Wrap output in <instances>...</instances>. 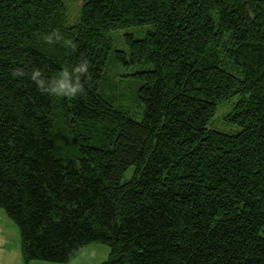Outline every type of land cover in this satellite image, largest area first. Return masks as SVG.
<instances>
[{
	"label": "trees",
	"instance_id": "trees-1",
	"mask_svg": "<svg viewBox=\"0 0 264 264\" xmlns=\"http://www.w3.org/2000/svg\"><path fill=\"white\" fill-rule=\"evenodd\" d=\"M66 17L63 0H0V210L24 264L92 244L104 264H264V0H82L79 22ZM144 26L116 58L147 69L114 83L109 34ZM85 59L83 96L31 78L47 88L66 69L73 83ZM233 96L241 131L210 129Z\"/></svg>",
	"mask_w": 264,
	"mask_h": 264
},
{
	"label": "rangeland",
	"instance_id": "rangeland-1",
	"mask_svg": "<svg viewBox=\"0 0 264 264\" xmlns=\"http://www.w3.org/2000/svg\"><path fill=\"white\" fill-rule=\"evenodd\" d=\"M66 11V24L74 25L79 22L80 11H81V4L82 0H63ZM153 30L152 26H144L138 28H128L124 29L123 31H114L109 34L110 40V59L108 61L106 74L110 75V79L114 81V83H118L119 81L124 82H132L134 81L133 75L137 72L147 69V67H137V66H126L124 65L121 60L117 59L116 57H121L122 54H126L125 58H127V46L125 44V37L131 36L135 40L143 39L146 34ZM230 72H233L229 69ZM234 73V72H233ZM235 74V73H234ZM121 84V85H122ZM109 89L103 93L104 96H107V92ZM239 100V96H233L228 100L220 103L215 112L214 116L211 118L209 122V128L217 131L219 133L235 135L241 131V128L230 122L231 116L233 114V107L236 102ZM134 104V103H133ZM115 107H118V103H114ZM122 109L127 110L129 105L126 103H122L120 106ZM129 115L135 121L140 122L142 119L141 111L135 107L133 110L129 111ZM55 134L59 138L60 143L57 144V151L61 150V155L63 157H67L68 151L71 148V144L69 143V138L67 134L66 125L61 123L57 125L54 129ZM67 152V153H66ZM72 156V155H69ZM135 168L130 167L122 176L121 183L124 184L129 181L134 175ZM93 247V248H92ZM97 247V248H94ZM102 248L108 250L106 246L101 244H92V246H88L85 249L87 254L82 255V260L85 264H100L102 261V254L104 253ZM88 250V251H87ZM108 258V257H107Z\"/></svg>",
	"mask_w": 264,
	"mask_h": 264
},
{
	"label": "clouds",
	"instance_id": "clouds-1",
	"mask_svg": "<svg viewBox=\"0 0 264 264\" xmlns=\"http://www.w3.org/2000/svg\"><path fill=\"white\" fill-rule=\"evenodd\" d=\"M67 44L71 45L75 49L76 45L72 44V41H67ZM89 62L87 59L83 60L77 67L74 68V72L79 74L75 78L73 83H70L68 80V75L66 69L63 71L62 76L56 78L55 81L48 82V87L45 88V81L41 79V70L36 69L31 73V78L35 81L42 92H46L50 95H58L63 97L76 98L78 96L85 95V83L89 73ZM14 76L24 75L23 70L17 69L13 72ZM84 76L85 80L81 81L79 76Z\"/></svg>",
	"mask_w": 264,
	"mask_h": 264
},
{
	"label": "crops",
	"instance_id": "crops-1",
	"mask_svg": "<svg viewBox=\"0 0 264 264\" xmlns=\"http://www.w3.org/2000/svg\"><path fill=\"white\" fill-rule=\"evenodd\" d=\"M102 250L104 253L102 254V261L100 264H104L108 257V250L104 248H102ZM85 254H87V252L84 250L69 264H85L82 260V255ZM0 264H24L19 231L2 210H0ZM30 264L49 263L31 262Z\"/></svg>",
	"mask_w": 264,
	"mask_h": 264
}]
</instances>
